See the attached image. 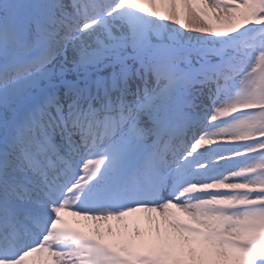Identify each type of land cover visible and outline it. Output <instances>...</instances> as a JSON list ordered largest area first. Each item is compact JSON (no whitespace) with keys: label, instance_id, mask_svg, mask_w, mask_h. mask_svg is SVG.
Here are the masks:
<instances>
[{"label":"snow or ice","instance_id":"6c2138e0","mask_svg":"<svg viewBox=\"0 0 264 264\" xmlns=\"http://www.w3.org/2000/svg\"><path fill=\"white\" fill-rule=\"evenodd\" d=\"M0 264H264V0H0Z\"/></svg>","mask_w":264,"mask_h":264}]
</instances>
